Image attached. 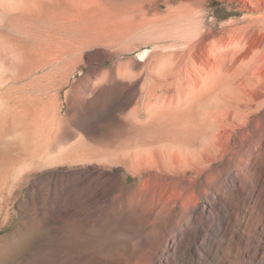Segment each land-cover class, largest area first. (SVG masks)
Wrapping results in <instances>:
<instances>
[{
    "label": "rangeland",
    "instance_id": "rangeland-1",
    "mask_svg": "<svg viewBox=\"0 0 264 264\" xmlns=\"http://www.w3.org/2000/svg\"><path fill=\"white\" fill-rule=\"evenodd\" d=\"M101 4L7 72L50 137L0 146V264H264V0Z\"/></svg>",
    "mask_w": 264,
    "mask_h": 264
},
{
    "label": "bare ground",
    "instance_id": "bare-ground-1",
    "mask_svg": "<svg viewBox=\"0 0 264 264\" xmlns=\"http://www.w3.org/2000/svg\"><path fill=\"white\" fill-rule=\"evenodd\" d=\"M103 7L101 0H0L1 147L12 144L17 146L29 144L36 151L39 142L47 141L50 137L47 124L43 131H40L37 96L30 99L34 114L29 120L25 119V109H20L22 98L20 96L11 99L7 97V94L12 91V87L7 86L10 81L7 75L8 70L12 66L16 67L19 73L17 79L20 81L21 75L28 74L26 71L31 72L35 69L41 54L43 61L50 63L54 57L61 55L55 56V43H59V49L61 53H64L69 43L70 33H84L88 29L86 25L88 16L98 18L104 10ZM55 31L60 33V37H57L58 41L53 35ZM147 51L140 52L141 57H145ZM33 81L34 78L30 80V83ZM21 128H23L22 132L10 138L12 130L15 132Z\"/></svg>",
    "mask_w": 264,
    "mask_h": 264
}]
</instances>
